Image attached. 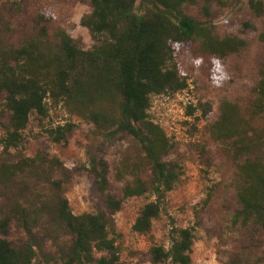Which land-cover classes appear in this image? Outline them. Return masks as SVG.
<instances>
[{"label": "trees", "instance_id": "obj_1", "mask_svg": "<svg viewBox=\"0 0 264 264\" xmlns=\"http://www.w3.org/2000/svg\"><path fill=\"white\" fill-rule=\"evenodd\" d=\"M22 0H19V2ZM90 14L81 18L94 46L83 50L64 30H59L58 43L41 40L25 41L20 47L0 48V115L8 116L0 138V183H10L22 175L25 168L50 164L64 173L63 164L39 155L20 162L10 160L12 151H21L25 131L32 117L42 123L53 110L63 109L93 124L107 139L118 133L132 136L141 147L150 168L148 180L137 178L126 185L123 197L108 193L109 166L104 156L90 157L86 171L101 196L105 210L75 215L64 194L62 182L46 174L55 191L53 201L40 206L15 200L0 218V233L8 235L12 221L28 235L22 248H16L0 236V264H31L35 257V229L48 224L54 232L63 231L70 245L63 255L64 264H119L120 234L114 222L125 201L147 194L155 201L145 204L132 226L134 232L149 235L153 224L164 214V200L183 179L184 168L176 161L166 160L173 148L162 127L150 118L152 98L182 92L189 87L190 77L183 74L181 58L191 52L206 58L209 79L219 86L222 81V61L246 46L235 36L219 37L210 23L201 22L184 13V6L199 1L220 0H89ZM138 4L140 8H138ZM252 14L264 13L261 0H249ZM264 41V29L259 35ZM252 114L264 113V62L255 88ZM191 115L197 110L189 107ZM211 107L203 109L206 116ZM219 117L210 127L214 139L233 146L245 155L257 146L249 120H245L237 105L224 99ZM72 123L43 128L55 143H67L75 129ZM241 185L237 191L239 210L233 223L255 226L264 230V163L259 158L246 157L240 166ZM195 226L172 228L170 245L154 243L149 255L154 264H193L192 247ZM96 254L98 256H96ZM264 264V258L261 259Z\"/></svg>", "mask_w": 264, "mask_h": 264}, {"label": "rangeland", "instance_id": "obj_2", "mask_svg": "<svg viewBox=\"0 0 264 264\" xmlns=\"http://www.w3.org/2000/svg\"><path fill=\"white\" fill-rule=\"evenodd\" d=\"M90 12L89 0H0V48H18L30 40L56 45L59 30H64L78 47L90 50L95 43L80 23ZM184 13L212 24L215 34L221 38L243 39L246 46L223 59L219 86L209 79L207 59L188 52L182 56L181 64L183 74L190 77L189 87L176 94L152 98L150 118L162 127L173 144L165 159L179 162L184 176L181 184L167 194L163 202L164 214L154 222L149 235L134 232L132 226L140 209L155 201V196L129 198L115 214V227L120 234L119 264H154L149 255L151 246L156 243L169 247L172 228L195 226L197 220L199 225L191 254L193 264H261L264 230L244 227L232 220L239 210L237 191L241 185V164L246 157L259 158L264 163V113L252 114L255 88L264 62V41L259 39L264 29V13L254 16L249 0L199 1L185 5ZM3 97L0 93V102ZM224 99L237 105L240 115L250 122L249 129L257 144L250 154L245 155L230 144L217 141L210 132ZM208 106L211 111L204 116L203 109ZM189 107L197 111L191 115ZM8 121L7 115H0V138ZM66 123L76 126L67 143H55L44 133V127ZM39 155L47 160H59L69 179L65 180L64 173L48 163L25 168L23 174L10 183H0V218L15 200L39 206L53 201L55 191L46 174L62 182L75 215L105 210L86 171L90 157H105L109 166L108 193L117 198L123 197L126 185H134L137 178L148 180L150 176L141 147L132 136L118 133L107 139L93 124L63 109L53 110L42 123L32 117L25 131L23 149L13 150L9 158L20 162ZM45 221L35 229V257L31 264H64L62 258L70 238L63 231H52ZM0 236L16 248H22L28 241V235L16 221H12L8 235L0 233Z\"/></svg>", "mask_w": 264, "mask_h": 264}]
</instances>
